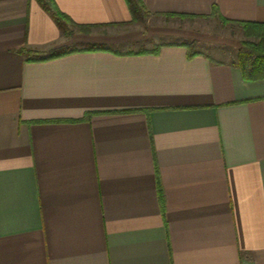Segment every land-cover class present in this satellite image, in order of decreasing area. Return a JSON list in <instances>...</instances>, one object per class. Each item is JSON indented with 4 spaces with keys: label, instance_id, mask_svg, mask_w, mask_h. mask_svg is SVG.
<instances>
[{
    "label": "crops",
    "instance_id": "0c3cea01",
    "mask_svg": "<svg viewBox=\"0 0 264 264\" xmlns=\"http://www.w3.org/2000/svg\"><path fill=\"white\" fill-rule=\"evenodd\" d=\"M141 1L264 24V0ZM51 5L97 30L0 0V264H264V77L179 43L27 60L131 18L125 0Z\"/></svg>",
    "mask_w": 264,
    "mask_h": 264
},
{
    "label": "rangeland",
    "instance_id": "374dc122",
    "mask_svg": "<svg viewBox=\"0 0 264 264\" xmlns=\"http://www.w3.org/2000/svg\"><path fill=\"white\" fill-rule=\"evenodd\" d=\"M117 26L108 29L98 28L94 33L107 40L104 45L120 52L137 50L140 46L150 51L154 45L193 41L197 50H203L212 58L231 60L235 57L241 41L258 40L253 35H246L241 26L225 22L216 16L181 17L175 14L152 17L147 13L144 23L132 22ZM75 30L73 27V32ZM95 30L97 29L79 32L88 34ZM72 40L68 46L70 49H81L86 45L78 41V37H73Z\"/></svg>",
    "mask_w": 264,
    "mask_h": 264
},
{
    "label": "trees",
    "instance_id": "16d2710c",
    "mask_svg": "<svg viewBox=\"0 0 264 264\" xmlns=\"http://www.w3.org/2000/svg\"><path fill=\"white\" fill-rule=\"evenodd\" d=\"M38 5L47 12L53 19L54 23L58 29L66 36L72 34V28H77L78 31L87 32L91 24H76L74 23L66 14L58 10L51 5V0H35ZM128 11L130 13V20L124 24H129L132 22H142L144 23L145 15L149 13L145 8L141 0H125ZM215 8H213V14L215 15ZM165 16L175 15L170 13H165ZM181 17H195L192 14H178ZM225 21V20H223ZM226 22V21H225ZM117 25V23L113 24ZM244 29L246 35H253L258 38L257 41L243 40L240 42V46L236 52L235 63L240 68L243 78L246 80H255L264 77V24L260 23H240ZM179 45L184 46L187 49V56L192 57L197 52L194 51V42H181ZM161 45H154L153 48L148 51L143 46H140L137 50L126 51V53L132 54H145L151 52L153 54L158 53ZM112 51L119 54L120 51L112 49L111 47L101 44V43H87L84 48L81 49H70L69 47H62L58 50L51 51L48 54L42 55L39 58H34L37 55L36 51L29 50L27 48L18 49V53L23 56L29 57L27 60H46L55 57L65 55L70 52L75 51ZM159 200L162 204V196L159 191Z\"/></svg>",
    "mask_w": 264,
    "mask_h": 264
}]
</instances>
